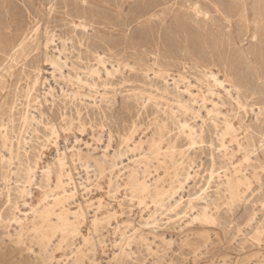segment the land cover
Returning a JSON list of instances; mask_svg holds the SVG:
<instances>
[{
    "label": "bare ground",
    "instance_id": "bare-ground-1",
    "mask_svg": "<svg viewBox=\"0 0 264 264\" xmlns=\"http://www.w3.org/2000/svg\"><path fill=\"white\" fill-rule=\"evenodd\" d=\"M113 1L115 3V0H113ZM203 1L209 2L213 6V12L216 15H218L224 21V23L227 24V26H228L229 29H231V26H232V23H233L232 17H234V16H232V14L234 12L235 13V16L237 18V23L239 25H241V27L245 30V32L249 33V15H248V10H247V5H246V1L247 0H230L231 1L230 4L231 5H234L233 6L234 11H232V8H228V9H226L227 12H224L225 9H222L223 7H221L219 4H216L215 3V0H211L212 3L209 0H194V2L191 5L189 4V5L186 6L187 9L184 11V15L186 17L190 18L192 20V22L195 24V26L198 25L199 23L206 24L207 22L212 21V17L209 14V10L206 9L207 7H206V5H205V3ZM230 1H227V2H230ZM0 2H2L3 5L6 4V0H2ZM14 2H16V1H14ZM66 2L68 4L70 1L69 2L66 1ZM158 2H160V1H158ZM162 2L164 4L168 3L167 1L165 2L164 0ZM186 3H188V1L186 2V1H181V0L178 1V0H176V3H174V4L175 5H180V4H185L186 5ZM255 3H256V6H257L256 7L257 10H260V9L264 8V0H255ZM81 4H83V3H81ZM77 5H78V3H77ZM145 6H146V4H144L143 7H145ZM159 6H160L159 4L158 5H155V3H153L152 7L150 5H148V7H150L151 10L154 9V8H157ZM66 9H67V7L64 6L63 16L61 15L63 18H60L59 19V21L61 22L60 23L61 25H59V23H58V25H56V24L53 25L52 24L54 22V20H55L54 19V15H55V12H56V8H55L54 4H51L50 7L48 8V10H46L47 13H48V17L46 16L47 18H46V20L44 19V21L41 18L38 19L36 16H34L35 18H33V21L30 22V23H28V24H23L22 22L18 23L15 20H13V22L12 23H9L6 26V28H5V30H6L5 31L6 32V37H4L3 39L0 40V264H59L60 262H63V261H61L60 258H58V253H60V252L63 253L64 260H65L66 252L62 250L63 249L62 248V245L64 243L68 242V240L70 238H73L72 241H74V239H75L74 237H77L79 235V230H78V227L76 225L75 220L77 221L78 218L84 219L83 216L85 214V213L84 214L82 213L80 206L77 205V204L75 206L78 207V210H79V213L80 214L78 212H74V211L71 212V205H74V203H75L74 201H76V200H74V198L76 196H75V189L73 188L74 186L70 188V185L72 183V177H71V173H70V169L71 168L70 169L68 168V162H67L68 159H72L73 160V158H74V159H76L79 162H80V160H82V161H84V163H88V165H90L91 167L92 166L94 167V172H97V175L100 176V177H103L105 175L106 171H108V170H109L110 173H112L114 171H117V172H120V173L121 172L125 173V175H126V182H127L126 184L129 186L131 193H133L138 198V200L141 203L145 199H149V200H151V202L154 205L157 206V205H159L164 200L165 197L171 196L172 193H173L172 197L174 196V192H172V193L170 192V191L173 190V188H171L172 190L170 189V191H167L168 189L165 191V189L160 188L161 187V184L164 183V179L166 178V176H168V171H170V170L167 171L166 159H168V162H170L172 164V167L175 170L174 180L171 182V184H174V185H172V186H175V184H177L178 187L180 188L179 190L181 191L182 188L184 186H186L185 184H187L188 181L191 179V176H193L192 174L185 173V172H183L184 174L181 173V175L178 173V170L182 166L183 160L184 159H187V158H185L187 156V154L184 155L185 153L183 151H180V149L178 150V147L176 146L178 144H175V141L176 140H178V139H180V138L183 137L184 139H186L189 142L190 148L191 147H194V146L197 148V146H199L201 144L203 145V143H205V141H207V140H205V138H207L206 137L207 135H209V134L210 135H213L214 137H216V139H217V141L219 143L218 145H219L220 155H222L223 157H226L227 155L228 156L229 155L230 156H233L234 153H239V152L251 153V154L257 152V150H256V144H255L256 141H255L254 138L256 136L259 137V135H261L264 132V120L263 121L262 120H256V118H253V119H255L256 122H255V129L252 130L251 129L252 128L251 126L248 127L247 124L246 125H243V122H240L239 127L235 126V127H237V128H235L234 125L228 119V113L231 111L232 108L236 107L235 110H241V111H244L245 113L247 112L246 110L248 108H250L249 111L253 112L252 107L256 106L257 103H258V101H260L261 99H263L262 100L263 101V103H262L263 105H262V107H258V109H257V112L258 113L257 114L258 115H263V118H264V80L261 79L262 77L259 78V77H256V75H254V78L256 77V83L254 82L255 84L253 85L249 80H247L246 78H244L243 73H242L243 76L241 75L239 77V75L241 74L240 73L241 70L239 72V75H236L230 68H228L229 66L228 67L227 66H224V68H222L223 69L222 71H214L213 70L214 69V65L211 64V61L209 62V60H210L209 58H208L209 59L208 62L210 64L207 61H205V60H199L200 58L199 59L196 58L193 54H191L189 52L188 49H185L183 52L177 50L179 52V57H176L174 54H171L170 56H166V57H163L162 56L163 58H161L158 54L153 53V57L151 59H147L146 61L139 60L137 62H133L131 65L129 63H125L123 65V64H121L119 62H116L115 65H114L113 63H109L108 61H106V59L104 57L103 51H101L98 47H91L86 42V40H88V38L86 36L88 35L89 31L90 32H94L95 31L93 29L92 24H90L88 21L86 23V21H85L86 19L84 18V16L81 13H80L81 16H75L74 15V18H73L71 16V14H70V12H71L70 10L71 9L69 11H67ZM76 9H78V8H76ZM92 9H93V7H92ZM101 9H103V8H101ZM35 10H36V8H35ZM120 10H122V9H120ZM77 11H79V10H77ZM81 11H84V8L83 7H81ZM31 12H32V10H31ZM98 12L100 13V11H98ZM142 12H143V8H142ZM37 13H39V12H37ZM74 13H76V12H74ZM144 13L146 14V12H144ZM29 14H31V13L29 12ZM162 14H164V12H161V15ZM19 15H21V14H19ZM176 16H177V13H176ZM128 17H129V15H128ZM154 17H158V15H156V14L150 15V18H154ZM184 19H185V17H184ZM116 21H118V20L116 19ZM216 21H217V19H216ZM149 22H150V20H149ZM159 22H161V21H159ZM99 23H100V21H99ZM101 24H102V22H101ZM222 26H224V25H222ZM121 28H123V27H121ZM238 28H240V27H238ZM1 29H2V27H1ZM196 29H197V27H196ZM260 29H262V28L260 27ZM209 30H210V28H209ZM217 30H219V29L217 28ZM13 32H15L16 34L15 35H12ZM96 32L97 33H100V31H98V30ZM160 32H162V31H160ZM198 32H199V28H198ZM261 32L263 33V31H261ZM131 33H132V31H131ZM165 34L166 33H164L163 35H165ZM171 34H173L172 31H171ZM144 35H145V33H144ZM204 35H206V34H204ZM166 36L167 35H165V37ZM168 37H170V36L168 35ZM194 37H193V39H194ZM253 37L255 38V35ZM111 38H110V40H111ZM108 39H109V37H108ZM154 39H155V37H154ZM170 39H173V38H170ZM195 39H197V38L195 37ZM221 39H223V37ZM105 40H106V38H105ZM228 41H226V42L228 43ZM184 42H186V40ZM195 42H196V40H195ZM233 42H234V40H233ZM97 43H99V42H97ZM108 43H109V41H108ZM171 43H172V41H171ZM217 43L218 42H216L215 44H217ZM198 44H199V42H198ZM164 45H166V44H164ZM75 46H77L78 48H83V51H84L83 53L85 54V57H83L82 54H80L79 52L77 53V56H74L73 52L76 51ZM141 46H142V44H141ZM218 46H220V45H218ZM128 47H129V45H128ZM172 47H171V49H173ZM182 47H184V46H182ZM201 47H203V46H201ZM205 48H206V46H205ZM212 48H213V46H212ZM131 49H132V47H131ZM175 49H174V51H175ZM233 49H235V46H234ZM155 51H157V50L155 49ZM238 51H237V53H238ZM235 52H236V50H235ZM206 53H204V54H206ZM216 53L217 52H215V54ZM256 55H258V54L256 53ZM148 56H149V54H148ZM207 56H205L204 59H206ZM225 56H227V55H225ZM242 57H243V55H242ZM41 58H42V60H44V67L45 68L40 71L39 64H38V66H36L37 74L35 75V78H34V80L32 82V85L30 86V84H31L30 83V84L26 85V88H24L23 86H22L23 88H21L19 86L20 82L23 80V78H27L28 77L26 75L27 73H26V69L25 68L29 64H32V63H35L36 64L39 61V59H41ZM216 58H217V56H216ZM216 58L214 57L215 60H216ZM84 59L86 60L85 65H84V62H83ZM131 59H132V57H131ZM243 59L245 60V62L247 63V65L250 66L251 61H252L251 58H250V56L248 57L247 55H245ZM186 60L188 61V63L186 62ZM91 61H92V64H90ZM40 62H41V60H40ZM21 63H22V65L20 66L19 64H21ZM236 63H239V62H236ZM242 63H243V61H242ZM18 65L21 67V69H20L21 71H18L19 73H18V75L16 74L17 75L16 76L15 75V71H14V67H16ZM34 65H33V67H34ZM82 65H84V67H81ZM80 70H82V71H80ZM42 72L47 76V78H45V77L42 76ZM16 73H17V71H16ZM262 73H264V72H262ZM254 78H253V80H254ZM41 79H44V81L42 83L43 84L45 83L46 85L50 81H52L54 83V86L48 84L47 90L43 93V97L44 98L42 96H40L41 98H43L42 99L43 100V103H48V101L50 102V107L51 108H53L55 106V104L57 102L56 101V98L59 99V102H61L63 108H67L66 105H69V104L70 105H74V102L75 101H78L79 103L80 102L84 103V105L87 108L89 107V106H87V104L88 105L92 104L93 106H97L96 103H94V102L86 103L85 104V101H86L85 96L84 95H81L78 92L79 90L78 91H73L70 88H69L70 89L69 90L68 89V85H71V86L72 85H76L77 88H79V89H81V88H84L85 89L86 88L88 93L94 92L96 94L97 98H98V100H94V101H99V103H100V105L97 106V109L100 110L102 112V114H103L102 115L103 116V119H102L103 120L102 121L103 125H105L104 124L105 122L106 123H109V122H107L109 119L106 117V114H105L106 112L103 113L102 108H101L102 107L101 104H103V103L106 104V105H104V107H105V109L107 111H108V109L111 108L112 105L113 106H114V104L116 105V103L118 102V98H119L118 96L121 93L118 94L117 93V89H113V85H114V83H119L120 86H119L118 91H120L123 88H128V91H126L127 94L125 93L126 95L125 96H122V99L124 98V100H125L127 98L129 101L130 100L133 101L132 103H134L135 104V107H137L138 110H140L142 113H143V111H146L149 108L152 109V111H153V117L151 119V122H152V125L154 127V129H153L154 130V133H151L152 135L148 139H142V136H141V138L139 137L138 140H135L134 137H133V135L135 133L134 130L133 129L132 130H129L128 133L126 132L127 134L123 135L122 137L119 136L120 148L118 150H115V149H113V146H112V132H111V130H109V131H107L108 132V136L106 135L107 136V140L105 141L104 146L103 147L100 146L102 148V152L101 153L95 152L96 151V147L94 148V144H93V141L96 142V140L94 139L95 133L94 134H90V136H91L90 137L91 138L90 141H92V142L89 143L87 141V132H86V129H85V125L84 124L78 122V127H77V131L78 132L76 131L74 133V129H73L74 127H73V124H72V121H71L72 119L70 118V120H67V118H65L66 116L63 117V115H65L66 113L65 114H62V118H61L62 125L59 127V129L53 123V121H54L53 115L50 112H49L50 113L49 116H45V114H44V108L41 107V103L40 104L38 103L37 97H36V95H34L37 87L40 84ZM13 84L15 85V87H14L15 88V92H14V94L12 96V99L10 100L9 99V95H8L9 92H7V90ZM43 84H41V85H43ZM125 84H128V86H125ZM20 90L23 91V93ZM145 92H148V93H145ZM40 93H41V91H40ZM8 100L10 102H8ZM90 100L91 99L89 98L88 101L90 102ZM124 100H123V102H124ZM128 100H126V101H128ZM31 101H35V103H37L34 106L35 108H33V107L30 106V105H32V104H30ZM88 101H86V102H88ZM129 101H128V103H129ZM33 104H34V102H33ZM44 105H46V104H44ZM79 105H81V103ZM83 108H84V106H83ZM121 109H122V107H121ZM83 110L86 111L85 109H83ZM92 110H94V109H92ZM73 112H74V110H73ZM77 112H78V115H77V118H78L79 115H80L79 114V110ZM135 112H136V110H135ZM74 114H76V113H74ZM92 114H93V112H92ZM109 114H110V112H109ZM252 114L254 115V113H252ZM257 114H255V115L258 116ZM84 115H86V113ZM133 115H135V114H133ZM82 118H84V116ZM74 119H75V116H74ZM87 119H88V117H87ZM91 119H92V117H91ZM77 121H80V119L78 118ZM131 122H133V121H131ZM102 123H100V124H102ZM118 123H120V122H118ZM137 123L139 124V122H137ZM253 123H254V120H253ZM144 125H145V123H144ZM169 125L175 127V129L177 131V134L176 135L172 134V135H174L173 138L171 137V131L172 130L171 131L169 130V127H168ZM139 129H140V127H139ZM90 130H93V129H90ZM101 131H103V130H101ZM135 131H136V129H135ZM99 133H98V135H99ZM137 133H135V135ZM122 134H123V132H122ZM38 135L39 136L41 135L42 141L41 142L37 141V142H39V143H37L38 146L34 147L33 144L31 145V143H33V141H34L33 139L40 140V138L38 137ZM61 135H63V136L72 135L73 145L71 144V146H70V145L65 144V142H64V145L61 146L60 145L61 143H59L60 137H62ZM137 135H139V134H137ZM146 136H148V135H146ZM261 138H263V136ZM99 139H100V137H99ZM173 139H175V140H173ZM164 142L167 143V147L166 148H164L165 146L162 147V144ZM177 142H180V141H177ZM97 143H98V140H97ZM113 143H114V141H113ZM258 143L260 144V145H258L259 146V149H260L258 151H260L262 154H264V138L261 141L258 140ZM182 144H183V142H182ZM205 146H208V145H205ZM231 146H232V148H230ZM215 148H216V146H215ZM208 149H210V147ZM100 150H98V151H100ZM91 152L93 154H91ZM188 152H189V150H188ZM206 152H205V154H206ZM128 153H130L131 157H128L127 158L126 154H128ZM210 155H211V153H210ZM125 156H126V159H125L126 160V163L124 164L123 157L125 158ZM177 156L179 157V159H177ZM237 156H238V154H237ZM216 157H217V154H216L215 158ZM230 158H233V157H230ZM42 159H44V160H42ZM194 159H195V157H194ZM211 159H213V158H211ZM243 159H245V158L243 157ZM152 160H154L156 162V164L160 168L163 169L162 176L157 175L155 177H152L151 176L152 174L150 173L151 175L148 174V176L150 175L151 177H148L147 178L146 175L149 172L148 170L151 167V161ZM180 160H182V161H180ZM247 160L248 159L245 160L246 161L245 164L247 163ZM189 161H192V160L189 159ZM72 162L73 161H71V163ZM76 163H78V162H76ZM203 163H204V161H203ZM224 163H226V162H224ZM240 163L242 164V162H240ZM256 164H257V162H256ZM73 165H75V164L72 163V166ZM203 165H205V164H203ZM80 166H82V165H80ZM210 166H212V164ZM73 167L75 169V166H73ZM203 167H205V166H203ZM201 168H199V169H201ZM233 168H235V167H233ZM257 168H259V167H257ZM216 169H214V170L216 171ZM89 170L91 172V169L90 168H89ZM89 170H87V171L89 172ZM195 170H197V169H195ZM182 171H185V170H182ZM189 171H191V170H189ZM241 171H243V168H242V170L240 169V171H235V173L232 174V175L223 174L222 180H220L218 183L215 181L217 183V186H216L217 187L216 188L217 191L216 192L218 194H220V193H223V194L226 193V195H229L230 201L231 200H234V201L235 200H240L242 198V196H243V193H244V191L242 192V190L243 189H247L249 187V179L244 174L245 172L242 173ZM82 172H80V173H82ZM88 172H86V173H88ZM223 172H224V170H223ZM207 174H209V173H207ZM248 174H249V172H248ZM208 178H209V176H208ZM220 178H221V176H220ZM81 179H83V178H81ZM200 181H201V178H200ZM209 181H211V180H209ZM88 182H90V181H88ZM88 182H87V184H88ZM198 182L199 181H197V183ZM215 182H214V184H215ZM258 182L259 181H257V183ZM111 183L113 184V182H111ZM101 184H99V185H101ZM118 184H120V183H118ZM77 185H78V182H77ZM88 185H90V184H88ZM108 185H110V184H108ZM113 185H115V184H113ZM261 185H263V184L261 183ZM81 186H83V183H82ZM194 186L196 187V185H194ZM207 186H208V183H207ZM207 186H205V188ZM250 186H252V185H250ZM114 187H116V186H114ZM122 187H124V186H122ZM188 187H190V185ZM197 188H198V186H197ZM262 188H263V186H262ZM95 189H97V188H95ZM98 189H100V188H98ZM179 190H175V191L177 192ZM206 190H204V191H206ZM247 190H250V189H247ZM98 191H101V190H98ZM198 191H200V190H198ZM204 191H201V192H204ZM93 192L94 191H92V194H93ZM127 192H128V189H127ZM176 192H175V195H176ZM84 193L85 194H83V195H86V192H84ZM190 193H191V191H190ZM248 193H249V191H248ZM107 194H109V193L107 192L106 195ZM113 194H115V193H113ZM120 195H122V194L120 193ZM181 195H179L177 197L176 201H174V203L176 204V207H177V205L181 204V202H183V196H181ZM211 196H213V195H211ZM245 196L247 197V194ZM175 197L176 196H174V199H175ZM111 198H112V195H111ZM222 198H224V196ZM255 198L257 199V196ZM128 199L131 200V197L128 198ZM170 199H172V198L170 197ZM209 199H208V201H209ZM250 199L248 198V201ZM226 200H228V199H226ZM101 201H102V199H101ZM218 201H220V200H218ZM258 201H260V200H258ZM94 202H90V203H94ZM118 202H120V201H118ZM171 202H172V200H171ZM235 202H237V201H235ZM240 202H241V200H240ZM101 203L100 202L97 203L96 204V207L93 205V207H95V208L93 209V212H92V215H91L92 216V219H91V227H90L91 231H90V233L92 232L94 235L95 234L98 235V231H99L100 225L102 224L100 222V220H98V218H97L98 212L99 211H102L101 210L102 209ZM136 203H137V200H136ZM208 204H210V202ZM208 204H207V202H206L205 205L203 204L204 207H201L199 211L197 210L199 208L196 207L197 208L196 209L197 210V215L195 214L196 215L195 218L193 217L194 218V221L195 220L196 221L199 220L201 223H204L206 225H212V224L215 223V217L218 215V212H219L218 208H220L218 205L220 203L218 205H216L215 202H214V204H213L214 205V211H213L214 213L213 212L212 213L209 212L208 207L210 205L208 206ZM223 204H224V202H223ZM249 204L250 203H248V205ZM84 205H87V204H84ZM90 205H89V207H90ZM112 205H115V204H112ZM145 205H147V204H145ZM203 205L201 204V206H203ZM139 206H141V205H139ZM184 206H187L188 208H191L193 210L192 202L189 199H188L186 205H184ZM183 207H182V211H183ZM254 207H255V203H254ZM261 207H262V205H261ZM119 208H121V207H119ZM150 208H151V206H150ZM166 208H167V206H166ZM174 208H175V206H174ZM230 208H229V211H230ZM259 208H260V206H259ZM161 209H163V208H161ZM261 209H263V208H261ZM116 210L114 209V210H112L110 212H114ZM126 210H131V209L129 208V209H126ZM157 210H158V208H157ZM172 210H174V209H172ZM150 211H152V210H150ZM161 211L162 210H160V212ZM235 211H234V213H235ZM243 211H245V210H243ZM247 211H248V209H247ZM160 212H159V214L158 213L157 214L158 215H162V214H160ZM143 213H145V212H143ZM153 213H155V212H153ZM192 213H193V211H192ZM192 213H191V215H193ZM116 214L118 215L119 213H116ZM230 214H231V212H230ZM131 215H132V213H131ZM149 215H151V214H149ZM158 215H157V217H158ZM189 215H190V211H189ZM224 215H225V213H224ZM112 216H113V213H112V215H110L108 213V216L107 217L105 216L106 218L104 219V223L103 224H105V222H106V224L108 226H111L110 223H109V221H110V218ZM114 216H115V214H114ZM255 216H256V214L254 215V217ZM113 217H112V219H113ZM139 217H140V215H139ZM86 218H87V216H86ZM158 218H160V217H158ZM132 219H133V217H132ZM141 219H143V218H141ZM145 219H147V218H145ZM249 219H250V217H249ZM168 220H169V218H168ZM147 221H148V219H147ZM157 221H161V220H157ZM192 221L193 220H191L190 222H192ZM226 221H228V220H226ZM242 221H244V220H242ZM115 222H117V221H115ZM171 222H172V220H171ZM180 222H182V221H180ZM190 222H188V223L185 222V223L187 225ZM161 223H163V222H161ZM228 223H224V224H228ZM119 225H117V226H119ZM121 225H122V223H121ZM151 225L154 226L153 224H151ZM159 225H162V224H160V222H159ZM165 225L167 226V223ZM179 225L181 226V224H179ZM189 225H192V223L189 224ZM194 225H195V223H194ZM240 225H241V223H240ZM125 226H128L129 227L130 225H128V223H127V225L125 224ZM119 227H114L115 231ZM152 228H154V227H152ZM178 228H179V226H178ZM180 228H182V227H180ZM134 229H136V228H134ZM166 229H169V228H166ZM235 229H236V227H235ZM112 230H111V232H112ZM126 230H128V229H126ZM85 231L87 232L88 230H85ZM257 231H259V230H257ZM103 232H104V230H103ZM154 232H156V230ZM173 232H175V231L173 230ZM178 232H180V231H178ZM87 233H89V232H87ZM132 233H135V232H132ZM132 233H130V234H132ZM262 233H263V231H262ZM114 234H115V232H114ZM114 234L112 233V235H114ZM136 234L138 235L137 232H136ZM142 234H141V236H142ZM236 234H238V232ZM108 235H110V234H108ZM127 235L129 236V232H128ZM146 235H147V233H146ZM103 237H104V235H102V238ZM114 237H113V239H114ZM138 237H140V236H138ZM80 238H81V245L82 244L85 245L88 240L91 242L90 239L87 240L88 237H86V238L80 237ZM102 238H101V240H102ZM125 238L127 239V237H125ZM117 239H119V238H117ZM169 239H168V241H169ZM233 239H235V238H233ZM249 239H251V238H249ZM120 240H121V238H120ZM223 240H224V238H223ZM168 241H166V242H168ZM77 242H79V241H77ZM128 242L131 243V241H128L127 240L126 244ZM152 242H154V241H152ZM160 242H165V241L164 240L163 241L160 240ZM252 242H253V240H252ZM258 242H256V240H255V243H258ZM92 243H94V242H92ZM143 243H146V242H143ZM175 243L176 242H174V244ZM98 244H100V243H98ZM153 244H151V245L153 246ZM171 244H173V243H171ZM224 244H225V242H224ZM237 244H238V242H237ZM81 245L79 246L80 248L83 247ZM119 245L121 246L122 244H119ZM167 245H168V243H167ZM167 245L165 247H168L169 246V245L168 246ZM96 246H97V244H96ZM108 246H107V248H108ZM131 246H132V244H131ZM201 246H202V244H201ZM117 247H118V245H117ZM231 247H233V246H231ZM80 248H78V247L75 248L74 247L73 250L69 251L70 252V254H69L70 255L69 256L70 258H68V257L67 258H68V260L69 259L72 260V264H83L84 261H82V258H84L85 256L83 257L84 254H82ZM131 248H130V250H131ZM119 249H120V247H119ZM144 249L147 250V247L144 248ZM133 250H134V248H133ZM239 251H241V250H239ZM111 252H113V251H111ZM123 253L125 254V250H122V249L119 250V253L118 254L115 252V254H117V255H114L115 256V259H116V256H118V257L123 256ZM147 253H148V251H147ZM153 253H156V252H153ZM87 254H89V253H87ZM106 254H108V253H106ZM106 254H104L105 257L107 256ZM129 254L130 253H128V255ZM195 254H196V252L194 253V255ZM90 255H92V254H90ZM260 255H261V253H260ZM124 257H125V255H124ZM133 257H134V255H133ZM164 258H166V257H164ZM167 259H168V257H167ZM260 259H262V258H260ZM255 260H256V258H255ZM255 260H253V261H255ZM108 261H110V260H108ZM113 261H114V259H113ZM141 261H143V260H141ZM104 262H106V260ZM115 262H116V260H115ZM170 262H172V261H170ZM92 263L95 264L96 262H92ZM108 263L111 264V262H108ZM143 263H144V261H143ZM148 263H149V261H148ZM116 264H118V263H116Z\"/></svg>",
    "mask_w": 264,
    "mask_h": 264
},
{
    "label": "rangeland",
    "instance_id": "rangeland-1",
    "mask_svg": "<svg viewBox=\"0 0 264 264\" xmlns=\"http://www.w3.org/2000/svg\"><path fill=\"white\" fill-rule=\"evenodd\" d=\"M2 1V0H0ZM16 1V2H14ZM23 1V2H22ZM37 1V2H36ZM59 1V2H58ZM66 1H70L68 4ZM86 1V2H85ZM120 1V2H119ZM122 1V2H121ZM160 1V2H158ZM163 0H115V3L113 0H6V4L3 5L2 2H0V40L3 39L4 37H6V26L9 23H12L13 20H15L16 22L20 23L22 22L23 24H28L30 22L33 21V18H35L34 16H36L38 19H42L44 21V19L46 20V18L48 17V13L46 10H48V8L50 7L51 4H54L55 8H56V12L54 15V22L52 23L53 25L56 24L61 25L59 19L63 18V11H64V6L67 7V11H69L70 9V14L71 16L74 18L75 16H81V14L84 16V18L86 19V23L87 21L92 24L93 29L95 30L94 32H90L88 33V35L86 36L88 38V40H86V42L91 46V47H98L101 51H103L104 53V57L106 59V61H108L109 63H113L115 65L116 62H119L121 64H125V63H129L130 65L133 62H137L139 60L142 61H146L147 59H151L153 57V53L158 54L161 58L166 57V56H170L171 54H174L176 57H179V52L178 51H184L185 49H188L189 52L191 54H193L196 58H200L199 60H205L208 62L211 61V64L214 65V71H222L224 68V66H229L228 68H230L236 75H239V72L241 70V74L239 75V77L242 75H244V78H246L247 80H249L253 85L256 83V77L261 78L262 80H264V8L257 10L256 9V3L255 0H247L246 1V5H247V10H248V15H249V33L245 32V30L241 27V25H239L237 23V18L235 16V13L233 12L232 16V26L231 29L228 28L227 24L224 23V21L213 12V6L209 3V2H205L206 5V9L209 10V14L212 17V21L207 22L206 24L203 23H199L198 25L195 26V24L192 22V20L188 17H186L184 15V11L187 9V5H191L194 0H181V1H188V3L185 4H180V5H175L174 3H176V0H164L165 2L167 1L168 3L164 4L162 2ZM180 1V0H178ZM211 3L212 1L209 0ZM222 3H221V2ZM215 0L216 4H219L221 7H223L222 9H225L224 12H227L226 9L228 8H232V11H234L233 6L231 5V1L230 0ZM230 1V2H227ZM76 2V3H75ZM162 2V3H161ZM253 2V3H252ZM48 5H47V4ZM78 3V5H77ZM83 3V4H81ZM153 3H155V5H160L157 8L154 9H150V7H148V5H150L152 7ZM214 3V2H213ZM252 3V4H251ZM13 4V5H12ZM20 4V5H19ZM80 4V5H79ZM88 4V5H87ZM144 4H146V8L143 7ZM164 4V5H163ZM170 4V5H169ZM27 5V6H26ZM29 5V6H28ZM64 5V6H63ZM74 5V6H73ZM128 5V6H127ZM224 5V6H223ZM23 6V7H22ZM41 6V7H40ZM49 6V7H48ZM80 6V7H79ZM88 6V7H87ZM117 6V7H116ZM210 6V7H209ZM212 6V7H211ZM29 7V8H28ZM59 7V8H58ZM81 7L84 8V11H81ZM93 7V9H92ZM100 9H99V8ZM138 7V8H137ZM166 7V8H165ZM170 7V8H169ZM225 7V8H224ZM227 7V8H226ZM3 8V9H2ZM24 8V9H23ZM36 8V10H35ZM74 8V9H73ZM78 8V9H76ZM103 8V9H101ZM142 8H143V12H142ZM160 8V9H159ZM251 8V9H250ZM39 9V10H38ZM97 9V10H96ZM122 9V10H120ZM181 11H180V10ZM21 10V11H20ZM32 10V12H31ZM38 10V11H37ZM79 10V11H77ZM111 10V11H110ZM151 10V11H150ZM100 11V13L98 12ZM169 11V12H168ZM21 12V13H20ZM26 12V13H25ZM29 12L31 14H29ZM39 12V13H37ZM76 12V13H74ZM90 12V13H89ZM95 12V13H94ZM103 12V13H102ZM113 12V13H112ZM140 12V13H139ZM142 12V13H141ZM146 12V14L144 13ZM149 12V13H148ZM161 12H164V14L161 15ZM183 14H181V13ZM2 13V14H1ZM4 13V14H3ZM12 13V14H11ZM23 13V14H22ZM81 13V14H80ZM130 13V14H129ZM171 13V14H170ZM177 13V16H176ZM253 13V14H252ZM21 14V15H19ZM26 14V15H25ZM36 14V15H35ZM59 14V15H58ZM73 14V15H72ZM91 14V15H90ZM105 14V15H104ZM156 14L158 15V17H154V18H150V15ZM8 15V16H7ZM24 17H23V16ZM62 15V16H61ZM129 15V17H128ZM258 15V16H257ZM5 16V17H4ZM20 16V17H19ZM30 16V17H29ZM47 16V17H46ZM126 16V17H125ZM4 19H3V18ZM26 17V18H25ZM142 17V18H141ZM165 19H164V18ZM185 17V19H184ZM259 17V18H258ZM9 18V19H8ZM15 18V19H14ZM31 18V19H30ZM3 19V20H2ZM89 19V20H88ZM116 19L119 21H116ZM158 19V20H157ZM178 19V20H177ZM217 19V21H216ZM6 20V21H5ZM100 23H99V21ZM150 20V22H149ZM154 20V21H153ZM170 20V21H169ZM174 20V21H173ZM185 20V21H184ZM188 22H187V21ZM220 20V21H219ZM114 21V22H113ZM145 21V22H144ZM152 21V22H151ZM161 21V22H159ZM179 21V22H178ZM184 21V22H183ZM190 21V22H189ZM98 22V23H97ZM102 22V24H101ZM148 24H147V23ZM170 22V23H169ZM183 22V23H182ZM186 22V23H185ZM123 23V24H122ZM145 23V24H144ZM151 23V24H150ZM155 25H154V24ZM181 23V24H180ZM223 23V24H222ZM6 24V25H5ZM144 24V25H143ZM147 24V25H146ZM153 24V25H152ZM159 26H158V25ZM164 24V25H163ZM189 24V25H188ZM212 24V25H211ZM3 25V26H2ZM140 25V26H139ZM173 27H172V26ZM179 27H178V26ZM181 25V26H180ZM204 25V26H203ZM224 25V26H222ZM255 25V26H254ZM5 26V27H4ZM149 26V27H148ZM165 26V27H164ZM169 26V27H168ZM175 26V27H174ZM187 28H186V27ZM191 26V27H190ZM202 26V27H201ZM210 26V27H209ZM227 26V27H226ZM2 27V29H1ZM103 29H102V28ZM123 27V28H121ZM143 27V28H142ZM161 27V28H160ZM190 27V28H189ZM197 27V29H196ZM222 27V28H221ZM240 27V28H238ZM260 27L262 29H260ZM125 28V29H124ZM134 28V29H133ZM147 28V29H146ZM149 28V29H148ZM160 28V29H159ZM165 28V29H164ZM175 28V29H174ZM194 28V29H193ZM198 28H199V32H198ZM203 28V29H202ZM205 28V29H204ZM210 28V30H209ZM217 28L219 30H217ZM237 28V29H236ZM115 29V30H114ZM128 29V30H127ZM223 29V30H222ZM241 29V30H240ZM100 31V33H97L96 31ZM143 30V31H142ZM152 30V31H151ZM154 30V31H153ZM157 30V31H156ZM164 30V31H163ZM181 30V31H180ZM189 30V31H188ZM194 30V31H193ZM257 30V31H256ZM4 31V32H3ZM132 31V33H131ZM149 31V32H148ZM162 31V32H160ZM169 31V32H168ZM171 31L173 34H171ZM188 31V32H187ZM225 31V32H224ZM263 31V33L261 32ZM128 34H127V33ZM155 32V33H154ZM180 32V33H179ZM231 34H229V33ZM145 33V35H144ZM149 33V34H148ZM154 33V34H153ZM164 33H166L165 35H167L165 37V35H163ZM184 33V34H183ZM199 33V34H198ZM206 35H204V34ZM228 33V34H227ZM16 33L13 32L12 35H15ZM94 34V35H93ZM121 34V35H120ZM132 34V35H131ZM135 34V35H134ZM182 34V35H181ZM193 34V35H192ZM223 34V35H222ZM93 35V36H92ZM120 35V36H119ZM138 35V36H137ZM159 37H158V36ZM168 35L170 37H168ZM177 35V36H176ZM182 37H181V36ZM186 37H185V36ZM202 35V36H201ZM209 35V36H208ZM214 35V36H213ZM252 35V36H251ZM255 35V38L253 37ZM258 37H257V36ZM98 38H97V37ZM117 36V37H116ZM126 36V37H125ZM129 36V37H128ZM184 36V37H183ZM197 39H195V37ZM221 36V37H220ZM231 36V37H230ZM109 37V39H108ZM112 37V38H111ZM155 37V39H154ZM181 37V38H180ZM188 37V38H187ZM191 37V38H190ZM194 37V39H193ZM223 37V39H221ZM228 37V38H227ZM106 38V40H105ZM111 38V40H110ZM150 40H149V39ZM164 38V39H163ZM173 38V39H170ZM186 38V39H185ZM190 38V39H189ZM208 38V39H207ZM220 38V39H219ZM252 38V39H251ZM108 39V40H107ZM123 39V40H122ZM126 39V40H125ZM162 39V40H161ZM186 42H184L185 40ZM245 39V40H244ZM259 39V40H258ZM100 40V41H99ZM113 40V41H112ZM122 40V41H121ZM165 40V41H164ZM169 40V41H168ZM179 40V41H178ZM196 40V42H195ZM198 40V41H197ZM229 40V41H228ZM234 40V42H233ZM249 40V41H248ZM251 40V41H250ZM106 41V42H105ZM109 41V43H108ZM160 41V42H159ZM172 41V43H171ZM207 41V42H206ZM212 41V42H211ZM228 41V43L226 42ZM93 42V43H92ZM99 42V43H97ZM120 42V43H119ZM126 42V43H125ZM129 42V43H128ZM168 42V43H167ZM180 42V43H179ZM199 42V44H198ZM201 42V43H200ZM216 42H218L217 44H215ZM226 42V43H225ZM102 43V44H101ZM170 43V44H169ZM183 43V44H182ZM232 43V44H231ZM235 43V44H234ZM142 44V46H141ZM161 44V45H160ZM166 44V45H164ZM202 44V45H201ZM260 44V45H259ZM102 45V46H101ZM117 47H116V46ZM129 45V47H128ZM156 47H155V46ZM176 45V46H175ZM206 48H205V46ZM220 45V46H218ZM228 45V46H227ZM235 46V49L234 46ZM104 46V47H103ZM139 46V47H138ZM173 46V47H172ZM184 46V47H182ZM203 46V47H201ZM213 46V48H212ZM237 46V47H236ZM132 47V49H131ZM171 47L173 49H171ZM220 47V48H219ZM226 49H225V48ZM106 48V49H105ZM152 48V49H151ZM164 48V49H163ZM176 48V49H175ZM193 48V49H192ZM210 48V49H209ZM232 48V49H231ZM248 48V49H247ZM76 51L73 52L74 56H77V53L79 52L80 54H82L83 57H85V54L83 53V48H78L77 46H75ZM155 49L157 51H155ZM163 49V50H162ZM175 49V51H174ZM182 49V50H181ZM167 50V51H166ZM178 50V51H177ZM191 50V51H190ZM202 50V51H201ZM216 50V51H215ZM236 50V52H235ZM239 50V51H238ZM201 53H200V52ZM226 51V52H225ZM238 51V53H237ZM133 52V53H132ZM207 52V53H206ZM215 52H217L215 54ZM242 52V53H241ZM141 53V54H140ZM161 53V54H160ZM203 53V54H202ZM206 53V54H204ZM213 53V54H212ZM222 53V54H221ZM226 53V54H225ZM231 55H230V54ZM256 53L258 55H256ZM109 54V55H108ZM128 54V55H127ZM132 54V55H131ZM149 54V56H148ZM243 57H242V55ZM123 55V56H122ZM178 55V56H177ZM206 59L205 58V56ZM215 55V56H214ZM223 55V56H222ZM227 55V56H225ZM237 55V56H236ZM241 55V56H240ZM247 55L248 57L250 56L251 58V64L250 66L247 65V63L245 62V60L243 59L244 56ZM254 55V56H253ZM125 56V57H124ZM145 56V57H144ZM151 56V57H150ZM163 56V57H162ZM217 56V58H216ZM258 56V57H257ZM132 57V59H131ZM144 57V58H143ZM149 57V58H148ZM211 57V58H210ZM214 57L216 58V60L214 59ZM220 57V58H219ZM227 57V58H226ZM261 57V58H260ZM116 58V59H115ZM122 58V59H121ZM134 58V59H133ZM202 58V59H201ZM209 58V59H208ZM239 58V59H238ZM241 58V59H240ZM212 59V60H211ZM230 59V60H229ZM243 59V60H242ZM41 60V62H40ZM233 60V61H232ZM239 60V61H238ZM43 61V62H42ZM112 61V62H111ZM220 61V62H219ZM224 61V62H223ZM239 63H236V62ZM243 61V63H242ZM256 61V62H255ZM258 61V62H257ZM84 65L86 60H83ZM186 62L188 63V61L186 60ZM208 62V63H209ZM232 62V63H231ZM228 63V64H227ZM230 63V64H229ZM246 63V64H245ZM262 63V64H261ZM35 63L29 64L25 69H26V75L28 76L27 78H23V80L20 82L19 86L21 88H26V85L30 84V86L32 85V82L35 78V75L37 74V70H36V66H38L39 64V68L40 71L42 69H44V60L39 59V61L34 65ZM41 64V65H40ZM90 64H92V61L90 62ZM210 64V63H209ZM220 64V65H219ZM235 64V65H234ZM241 66H240V65ZM20 66L22 65L19 64ZM16 66L14 67V71H15V75H18V71H21V67L20 66ZM34 65V67H33ZM84 65H82L81 67H84ZM247 65V66H246ZM254 65V66H253ZM221 66V67H220ZM238 66V67H237ZM33 67V68H32ZM242 67V68H241ZM258 67V68H257ZM35 68V69H34ZM244 68V69H243ZM235 69V70H234ZM246 69V70H245ZM250 69V70H249ZM30 70V71H29ZM83 70V69H82ZM80 70V71H82ZM248 70V71H247ZM17 71V73H16ZM237 72V73H236ZM246 72V73H245ZM255 73V74H254ZM260 73V74H259ZM251 74V75H250ZM263 76H262V75ZM16 75V76H17ZM33 75V76H32ZM242 75V76H243ZM250 75V76H249ZM253 75V76H252ZM254 75H256V77L254 78ZM42 76L47 78V76L42 72ZM246 76V77H245ZM33 78V79H32ZM254 78V80H253ZM27 79V80H26ZM49 80V79H48ZM44 81V79H41L39 86L37 87L34 95H36L37 97V101L40 104L41 103V107L44 108V114L45 116H49V114L51 113L53 115V123L55 124V126L59 127L62 125V114L63 117L67 118V120H70V118L72 119V124H73V129H74V133L77 131V127H78V122L82 123L85 125V129L87 132V141L89 143H91L92 141H90V134H94V139L96 140L93 141L94 144V148L96 147V151L95 152H102V148L104 146L105 141L107 140V136H108V132L109 130H111L112 132V146L113 149L118 150L120 148V140H119V136L122 137L123 135L127 134L129 132V130H134L135 133L139 134V135H133L135 140H138V138L142 136V139H148L151 137V133H154V127L152 125L151 119L153 117V111L152 109H147L146 111H143V113L138 110L137 107H135V104L132 103L133 101H129L127 98L124 100V98L122 99V96H125L127 94L126 91H128V88H123L120 91H118L119 89V83H114L113 85V89H117V93H121L119 94V98H118V102L116 103V105L114 104V106L112 105L110 109H108V111L105 109L104 105L106 104H101V108L103 113L106 114V117L109 119L107 122L109 123H104L105 125H103L102 123V119H103V114L100 110L97 109V106L100 105L99 101H94V100H98L96 94L94 92H87V89L85 90L84 88H77L76 85H68V89L70 88L73 91H78L81 95L85 96L86 101L89 100V98L91 99L90 102H86V103H91L94 102L96 103L97 106H93L92 104L87 106H91L89 110L84 103L80 102L81 105H79L80 103L78 101L74 102V105H66L67 108H63L61 102H59V99L56 98V104L53 108L50 107V102L48 101V103H43V93L47 90V86L52 85L54 86V83L52 81H50L47 85L44 83H42ZM255 82V83H254ZM25 84V85H24ZM43 84V85H41ZM118 84V85H117ZM23 86V87H22ZM43 86V87H42ZM125 86H128V84H125ZM15 85L13 84L8 90L7 92H9V99H12V96L15 92ZM41 87V88H40ZM76 87V88H75ZM115 87V88H114ZM69 89V90H70ZM14 90V91H13ZM43 90V91H42ZM124 90V91H123ZM21 91V90H20ZM41 91V93H40ZM83 91V92H82ZM23 93V91H21ZM109 93V92H108ZM126 93V94H125ZM148 93V92H145ZM41 94V95H40ZM92 94V95H91ZM40 96H42L43 98H41ZM95 96V97H94ZM88 97V98H87ZM121 97V98H120ZM94 98V99H93ZM58 99V100H57ZM41 100V101H40ZM124 100V102H123ZM128 100V101H126ZM263 99H261L260 101H258L257 105L252 107L253 112L249 111L250 108H248L246 111V113L244 111L241 110H235L236 107L232 108L231 111L228 113V119L229 121L235 126L239 127L240 122H243V125H246L249 127L251 126L252 130L255 129V119L256 120H264L263 115H258L257 113V109L258 107H262V101ZM8 102H10L8 100ZM34 102V104H33ZM98 102V103H97ZM31 107L35 108L34 106L37 104L35 103V101H31L30 102ZM46 104V105H44ZM76 104V105H75ZM83 104V105H82ZM129 104V105H128ZM134 104V105H133ZM121 105V106H120ZM45 106V107H44ZM47 106V107H46ZM84 106V108H83ZM120 106V107H119ZM134 106V107H133ZM74 107V108H73ZM122 107V109H121ZM124 107V108H123ZM85 109L86 111H84L83 109ZM67 109V110H66ZM94 109V110H92ZM34 110V109H33ZM56 110V111H55ZM66 110V111H65ZM74 110V112H73ZM79 110V119L80 121H77V115H78V111ZM96 110V111H95ZM136 110V112H135ZM65 111V112H64ZM70 111V112H69ZM99 111V112H98ZM128 113H127V112ZM132 111V112H131ZM50 112V113H49ZM93 112V114H92ZM97 114H96V113ZM108 112V113H107ZM110 112V114H109ZM146 112V113H145ZM151 112V113H150ZM48 113V114H47ZM71 113V114H70ZM76 113V114H74ZM82 113V114H81ZM86 113V115L84 114ZM140 113V114H139ZM145 113V114H144ZM232 113V114H231ZM235 113V114H234ZM237 113V114H236ZM245 113V114H244ZM254 113V115L252 114ZM74 114V115H73ZM96 114V115H95ZM99 114V115H98ZM135 114V115H133ZM151 114V115H150ZM230 114V115H229ZM243 114V115H242ZM255 114H257L258 116H256ZM56 115V116H55ZM71 115V116H70ZM139 115V116H138ZM75 116V119H74ZM84 116V118H82ZM92 119H91V117ZM115 116V117H114ZM145 116V117H144ZM240 116V117H239ZM246 116V117H245ZM86 117V118H85ZM88 117V119H87ZM95 117V118H94ZM100 117V118H99ZM102 117V118H101ZM140 117V118H139ZM242 118V119H241ZM261 118V119H260ZM263 118V119H262ZM88 121H87V120ZM254 123H253V120ZM60 120V121H59ZM90 120V121H89ZM94 120V121H93ZM116 120V121H115ZM122 120V121H121ZM130 120V121H129ZM147 120V121H146ZM59 121V122H58ZM133 121V122H131ZM142 121V122H141ZM149 121V122H148ZM245 121V122H244ZM90 124H89V123ZM97 124H96V123ZM102 124H100V123ZM113 122V123H112ZM120 122V123H118ZM139 122V124L137 123ZM148 122V123H147ZM75 123V124H74ZM133 123V124H132ZM136 123V124H135ZM145 123V125H144ZM253 123V124H252ZM17 124V123H16ZM99 124V125H98ZM108 124V125H107ZM132 124V125H131ZM151 124V125H150ZM252 124V125H251ZM94 125V126H93ZM102 125V126H101ZM111 125V126H110ZM113 125V126H112ZM119 125V126H118ZM254 125V126H253ZM89 128H88V127ZM134 127V128H133ZM136 127V128H135ZM140 127V129H139ZM149 127V128H148ZM151 127V128H150ZM169 130L171 131V137L173 138L174 135L177 134V131L175 129V127L173 126H168ZM235 127V128H237ZM98 128V129H97ZM102 128V129H101ZM117 128V129H116ZM93 129V130H90ZM136 129V131H135ZM146 129V130H145ZM250 129V130H251ZM103 130V131H101ZM89 131V132H88ZM101 131V132H100ZM150 131V132H149ZM78 132V131H77ZM100 132V133H99ZM123 132V134H122ZM127 132V133H126ZM174 132V133H173ZM99 133V135H98ZM78 134V133H77ZM102 134V135H101ZM104 134V135H103ZM116 134V135H115ZM174 134V135H172ZM107 135V136H106ZM148 135V136H146ZM60 137L59 143H61L60 145H73V139H72V135L69 136H63ZM137 136V137H136ZM146 136V137H145ZM263 136L264 138V132L259 135V137H255V144H256V150L257 152L255 153H243V152H239V153H234L233 156H226L223 157L222 155H220L219 152V143L216 139V137H214L213 135H207L205 138V143H203V145H199L197 146V148L191 147L190 148V144L189 142L184 139L183 137L176 140L175 144L178 147V150L180 149V151H183L187 156L182 162V166L181 168L178 170V173L181 175L185 173H189L192 174L193 176H191V179L188 181V185L185 184L186 186H184L182 188V190L180 191L179 187L177 184H175V186H172L174 184H171V182L174 180V174H175V170L172 167V164L170 162H168V159H166V167H167V171H168V176H166V178L164 179V183L161 184L160 188L165 189V191H170L171 188H173L172 191H170L171 193L174 192V196L172 197L173 193L171 196H167L164 198V200L159 204V205H154L151 200L149 199H145L142 203L138 200V198L131 193L129 186L126 184V175L123 172H117L114 171L112 173L108 171H106L105 175L103 177H100L97 175V172H94V167L88 165V163H84V161L80 160L77 161L76 159L73 158L72 159H68V168L70 169V173H71V177H72V183L70 185V188L73 187L75 189V198L74 201V205H71V212H78V207L75 206L76 204L80 206L82 213L84 214V219L78 218L76 222V225L78 227L79 230V237H74V241L73 238H70L68 240V242L64 243L62 245V250L66 252V256H65V260H64V256L63 253L60 252L58 253V258L61 259V261L59 264H72V260L68 258H70L69 254L71 250H73V248H80L79 246L81 245V238H87L91 240V242L87 241V243L85 245H81L83 247L80 248L83 257L82 261L83 264H94L92 262H96L95 264H109L108 262H111V264H264V154H262L259 149L260 145L258 143V140L261 141L263 138H261ZM38 137L40 138V140H35L33 139V143H31V145L33 144L34 147L38 146L37 143L41 142V135ZM100 137V139H99ZM102 137V138H101ZM210 138V139H209ZM261 138V139H260ZM103 139V140H102ZM98 140V143H97ZM175 140V139H173ZM39 141V142H37ZM69 143H68V142ZM100 141V142H99ZM103 141V142H102ZM114 141V143H113ZM180 141V142H177ZM214 141V142H213ZM183 142V144H182ZM207 142V143H206ZM164 142L162 144V147L166 148L167 147V143ZM180 143V144H179ZM215 143V144H214ZM187 144V145H186ZM180 145V146H179ZM183 145V146H182ZM189 145V146H188ZM208 145L210 147V149H208ZM227 145V144H226ZM229 145V144H228ZM101 146V147H100ZM216 146V148H215ZM201 147V148H200ZM258 147V148H257ZM190 148V149H189ZM232 148V146L230 147ZM101 149V150H100ZM215 149V150H214ZM100 150V151H98ZM186 150V151H185ZM189 150V152H188ZM207 152H206V151ZM210 150V151H209ZM193 153H191V152ZM195 151V152H194ZM215 151V152H214ZM199 152V153H198ZM206 152V154H205ZM211 155H210V153ZM189 153V154H188ZM91 154H93L91 152ZM199 154V155H198ZM202 154V155H201ZM217 154V157L215 158ZM238 154V156H237ZM197 155V156H196ZM256 155V156H255ZM262 155V156H261ZM127 158L131 157L130 153L126 154ZM126 156L125 158L123 157V162L124 164L126 163ZM203 156V157H202ZM195 157V159H194ZM206 157V158H205ZM230 157H235L230 158ZM243 157L245 159H243ZM213 158V159H211ZM220 158V159H219ZM223 158V159H222ZM227 158V159H226ZM250 158V159H249ZM177 159H179V157L177 156ZM192 160V161H189ZM194 159V160H193ZM247 160V163L245 164V160ZM44 160V159H42ZM187 160V161H186ZM213 162H212V161ZM221 160V161H220ZM226 160V161H225ZM233 160V161H232ZM71 161H73L72 163H74L75 165V169L72 166ZM182 161V160H180ZM189 161V162H188ZM197 161V162H196ZM200 161V162H199ZM204 161V163H203ZM206 161V162H205ZM223 161V162H222ZM229 161V162H228ZM232 163H231V162ZM244 161V162H243ZM252 161V162H251ZM78 162V163H76ZM152 160L151 161V167L149 168V172L147 173V178L148 177H155L157 175L162 176L163 173V169L160 168L156 162ZM193 164H192V163ZM196 162V163H195ZM212 162V163H211ZM220 164H219V163ZM226 162V163H224ZM242 162V164L240 163ZM257 162V164H256ZM198 163V164H197ZM224 163V164H223ZM230 163V164H229ZM252 163V164H251ZM82 166H80V165ZM185 164V165H184ZM188 166H187V165ZM205 164V165H203ZM212 164V166H210ZM216 164V165H215ZM232 164V165H231ZM237 166H236V165ZM241 166H240V165ZM70 165V166H69ZM77 165V166H76ZM88 165V166H87ZM155 165V166H154ZM193 165V166H192ZM219 167H218V166ZM224 165V166H223ZM227 167H226V166ZM234 165V166H233ZM248 165V166H247ZM258 165V166H257ZM260 165V166H259ZM186 166V167H185ZM205 166V167H203ZM214 166V167H213ZM232 166V167H231ZM243 166V167H242ZM248 168H247V167ZM250 166V167H249ZM252 166V167H251ZM255 168H254V167ZM87 167V168H86ZM156 167V168H155ZM189 167V168H188ZM197 167V168H196ZM202 167V168H201ZM209 167V168H208ZM235 167V168H233ZM259 167V168H257ZM89 170V168L91 169V172L89 170V172L86 170ZM201 168V169H199ZM217 168V169H216ZM243 171H241L242 173H244L248 179H249V187L247 189H243L242 192L243 196L240 200H235L237 202H235L234 200L229 199V195H226V193H220L218 194L217 191V183L222 180L223 178V174H227V175H232L235 173V171H240V169ZM78 169V170H77ZM84 169V170H83ZM172 169V170H171ZM197 169V170H195ZM216 169V171L214 170ZM239 169V170H238ZM250 169V170H249ZM81 170V171H80ZM185 170V171H182ZM191 170V171H189ZM193 170V171H192ZM224 170V172H223ZM227 170V171H226ZM257 170V171H256ZM72 171V172H71ZM76 171V172H75ZM79 171V172H78ZM83 171V172H82ZM157 171V172H156ZM162 171V172H161ZM172 171V172H171ZM182 171V172H181ZM203 171V172H202ZM226 171V172H225ZM260 171V172H259ZM82 172V173H80ZM88 172V173H86ZM93 172V173H92ZM249 172V174H248ZM123 173V174H122ZM152 175H151V174ZM201 173V174H200ZM209 173V174H207ZM217 173V174H216ZM220 173V174H219ZM75 174V175H74ZM95 174V175H94ZM111 176H110V175ZM148 174H150L148 176ZM155 174V175H154ZM212 174V175H211ZM221 178H220V176ZM73 175V176H72ZM82 175V176H81ZM173 175V176H172ZM206 175V176H205ZM218 175V176H217ZM116 176V177H115ZM172 176V177H171ZM209 176V178H208ZM213 176V177H212ZM216 176V177H215ZM105 177V178H104ZM114 177V178H113ZM83 178V179H81ZM98 178V179H97ZM107 178V179H106ZM169 178V179H168ZM197 178V179H196ZM201 178V181H200ZM215 179V180H214ZM260 179V180H259ZM263 179V180H262ZM75 180V181H74ZM113 180V181H112ZM169 180V181H168ZM204 180V181H203ZM211 180V181H209ZM84 181V182H83ZM90 181V182H88ZM92 181V182H91ZM97 181V182H96ZM102 181V182H101ZM110 181V182H109ZM123 181V182H122ZM191 181V182H190ZM197 181H199L197 183ZM208 181V182H207ZM217 183H216V182ZM252 181V182H251ZM257 181H259L257 183ZM78 182V185H77ZM90 184L88 185L87 184ZM109 182V183H108ZM111 182H113V185ZM195 184H194V183ZM204 182V183H203ZM215 182V184H214ZM81 183V184H80ZM83 183V186H81ZM103 185H102V184ZM120 183V184H118ZM123 183V184H122ZM191 183V184H190ZM206 183V184H205ZM208 183V186H207ZM261 183L263 185H261ZM101 184V185H99ZM105 184V185H104ZM110 184V185H108ZM165 184V185H164ZM171 184V185H170ZM260 184V185H259ZM85 185V186H84ZM98 185V186H97ZM119 185V186H118ZM190 185V187H188ZM193 185V186H192ZM196 185V187L194 186ZM213 185V186H212ZM252 185V186H250ZM97 186V187H96ZM108 186V187H107ZM111 186V187H110ZM116 186V187H114ZM124 186V187H122ZM198 186V188H197ZM204 186V187H203ZM205 186H207L205 188ZM211 186V187H210ZM258 186V187H257ZM263 186V188H262ZM89 189H88V188ZM186 187V188H185ZM209 187V188H208ZM252 187V188H251ZM87 188V189H86ZM91 188V189H90ZM97 188V189H95ZM100 188V189H98ZM102 188V189H101ZM109 188V189H108ZM114 188V189H113ZM116 188V189H115ZM185 188V189H184ZM194 188V189H193ZM257 188V189H256ZM104 189V190H103ZM123 189V190H122ZM126 189V190H125ZM128 189V192H127ZM191 189V190H190ZM200 191H198V190ZM206 191H204V190ZM78 190V191H77ZM91 190V191H90ZM101 190V191H98ZM103 190V191H102ZM125 190V191H124ZM175 190H179V191H175ZM186 190V191H185ZM92 191L93 194H92ZM117 191V192H116ZM124 193H123V192ZM185 191V192H184ZM191 191V193H190ZM204 191V192H201ZM214 191V192H213ZM249 191V193H248ZM81 192V193H80ZM83 192V193H82ZM84 192H86V195ZM96 192V193H95ZM109 193L106 195V193ZM176 192V195H175ZM193 192V193H192ZM211 192V193H210ZM257 192V193H256ZM262 192V193H261ZM77 193V194H76ZM90 195H89V194ZM115 193V194H113ZM118 193V194H117ZM120 193L122 195H120ZM131 193V194H130ZM184 195H183V194ZM218 195H217V194ZM247 194V197L245 196ZM130 194V195H129ZM182 194V195H181ZM193 196H192V195ZM94 195V196H93ZM104 195V196H103ZM106 195V196H105ZM109 195V196H108ZM112 195V198H111ZM118 195V196H117ZM120 195V196H119ZM132 195V196H131ZM181 195L183 196V202H181V204L177 205L174 203V201H176L177 197ZM189 195V196H188ZM209 195V196H208ZM213 195V196H211ZM216 195V196H215ZM255 195V196H254ZM259 195V196H258ZM84 196V197H83ZM98 196V197H97ZM125 196V197H124ZM131 197V200L128 199ZM203 196V197H202ZM224 196V198H222ZM245 196V197H244ZM257 196V199L255 198ZM81 197V198H80ZM88 197V198H87ZM170 197L172 199H170ZM200 199H199V198ZM252 197V198H251ZM85 198V199H84ZM99 198V199H98ZM120 198V199H119ZM191 200L192 202V207L193 210L191 208H188L186 205L188 199ZM202 198V199H201ZM210 198V199H209ZM228 200H226V199ZM248 198L250 199L248 201ZM90 199V200H89ZM98 199V200H97ZM102 199V201H101ZM124 199V200H123ZM168 199V200H167ZM174 199V200H173ZM186 199V200H185ZM193 199V200H192ZM198 199V200H197ZM207 199V200H206ZM209 199V201H208ZM212 199V200H211ZM220 201H218V200ZM109 200V201H108ZM111 200V201H110ZM122 200V201H121ZM133 200V201H132ZM137 200V203H136ZM172 200V202H171ZM195 200V201H194ZM197 200V201H196ZM260 200V201H258ZM81 201V202H80ZM94 202V203H90V202ZM101 203L102 205V211H99L97 214V218L98 220H100V222L102 223L100 225L99 231H98V235L97 234H93L92 232L90 233L91 229V219H92V212L93 209L96 207V204ZM120 201V202H118ZM125 201V202H124ZM127 201V202H126ZM131 201V202H130ZM135 201V202H134ZM216 205H218L219 203V207L218 210V215L215 217V223L212 225H206L204 223H201L199 220H195L194 218L197 215V210L199 211L201 207H204V205L210 202V204H208V210L210 213H212L214 211V202ZM218 203H217V202ZM227 201V202H226ZM247 201V202H246ZM254 201V202H253ZM257 201V202H256ZM123 202V203H122ZM150 202V203H149ZM170 202V203H169ZM195 202V203H194ZM224 202V204H223ZM233 202V203H232ZM89 203V204H88ZM139 203V204H138ZM200 205H198V204ZM245 205H244V204ZM248 203H250L248 205ZM254 203H255V207H254ZM257 203V204H256ZM259 203V204H258ZM262 203V204H261ZM87 204V205H84ZM91 204V205H90ZM115 204V205H112ZM117 204V205H116ZM135 204V205H134ZM143 204V205H142ZM147 204V205H145ZM153 206H152V205ZM169 204V205H168ZM174 204V205H173ZM197 204V205H196ZM201 204L203 206H201ZM227 204V205H226ZM241 204V205H240ZM90 205V207H89ZM93 205L95 207H93ZM141 205V206H139ZM167 208H166V206ZM182 205V206H181ZM212 205V206H211ZM221 205V206H220ZM262 205V207H261ZM84 208H83V207ZM86 206V207H85ZM109 206V207H108ZM111 206V207H110ZM114 206V207H113ZM139 206V207H138ZM151 206V208H150ZM160 206V207H159ZM170 208H169V207ZM175 206V208H174ZM181 206V207H180ZM185 208H184V207ZM225 206V207H224ZM231 208H230V207ZM258 206V207H257ZM260 206V208H259ZM121 207V208H119ZM125 207V208H124ZM146 207V208H145ZM158 210H157V208ZM182 207H183V211H182ZM199 209H197V208ZM237 207V208H236ZM87 208V209H86ZM105 208V209H104ZM118 208V209H117ZM131 209V210H126V209ZM163 208V209H161ZM165 208V209H164ZM179 208V209H178ZM230 208V211H229ZM255 208V209H254ZM263 208V209H261ZM91 209V210H90ZM109 209V210H108ZM116 210L114 212H110L112 210ZM147 209V210H146ZM168 209V210H167ZM171 209V210H170ZM174 209V210H172ZM196 211H195V210ZM226 209V210H225ZM233 209V210H232ZM237 209V210H236ZM248 209V211H247ZM257 209V210H256ZM87 210V211H86ZM120 210V211H119ZM152 210V211H150ZM160 210H162L160 212ZM181 210V211H180ZM193 213H192V211ZM224 210V211H223ZM236 210V211H235ZM245 210V211H243ZM251 210V211H250ZM253 210V211H252ZM263 212H262V211ZM80 211V212H81ZM105 211V212H104ZM132 211V212H131ZM145 213H143V212ZM150 211V212H149ZM171 211V212H170ZM189 211H190V215H189ZM235 211V213H234ZM243 211V212H242ZM107 212V213H106ZM119 213L118 215L116 213ZM126 212V213H125ZM128 212V213H127ZM143 214H142V213ZM155 212V213H153ZM160 212V214L162 215H158ZM165 212V213H164ZM196 212V213H195ZM229 212V213H228ZM231 212V214H230ZM252 212V213H251ZM101 213V214H100ZM108 213L110 215L113 216L115 214V218L112 217L110 218V225L108 226L105 222L104 223V219L108 216ZM132 213V215H131ZM135 213V214H134ZM158 213V214H157ZM167 213V214H166ZM173 213V214H172ZM186 213V214H185ZM191 213L194 215H191ZM214 213V212H213ZM225 213V215H224ZM245 213V214H244ZM263 213V214H262ZM80 214V213H79ZM103 214V215H102ZM151 214V215H149ZM153 214V215H152ZM176 214V215H175ZM184 214V215H183ZM196 214V215H195ZM256 214V216L254 217V215ZM89 215V216H88ZM121 215V216H120ZM140 215V217H139ZM143 215V216H142ZM160 217L158 218L157 217ZM165 215V216H164ZM246 217H245V216ZM87 216V218H86ZM106 216V217H105ZM119 216V217H118ZM136 216V217H135ZM147 216V217H146ZM149 216V217H148ZM153 216V217H152ZM156 216V217H155ZM165 218H164V217ZM179 216V217H178ZM187 216V217H186ZM232 216V217H231ZM243 216V217H242ZM248 216V217H247ZM133 217V219H132ZM177 217V218H176ZM182 217V218H181ZM184 217V218H183ZM190 217V218H189ZM194 217V218H193ZM222 217V218H221ZM225 219H224V218ZM243 219H242V218ZM250 217V219H249ZM143 218V219H141ZM147 218V219H145ZM169 218V220H168ZM176 218V219H175ZM181 218V219H180ZM193 218V219H192ZM232 218V219H231ZM246 218V219H245ZM87 219V220H86ZM120 219V220H119ZM122 219V220H121ZM152 219V220H151ZM174 219V220H173ZM178 219V220H177ZM186 219V220H185ZM188 219V220H187ZM235 219V220H234ZM253 219V220H252ZM256 219V220H255ZM79 220V221H78ZM124 220V221H123ZM145 220V221H144ZM155 220V221H154ZM157 220H161V221H157ZM163 220V221H162ZM172 220V222H171ZM177 220V221H176ZM191 220H193L192 222H190ZM220 220V221H219ZM228 220V221H226ZM244 220V221H242ZM261 220V221H260ZM117 221V222H114ZM123 221V222H122ZM153 221V222H152ZM165 221V222H164ZM174 221V222H173ZM182 221V222H180ZM233 221V222H232ZM252 221V222H251ZM256 221V222H255ZM80 222V223H79ZM132 222V223H131ZM139 222V223H138ZM147 224H146V223ZM158 222V223H157ZM160 224L162 225H159ZM163 222V223H161ZM178 222V223H177ZM180 222V223H179ZM185 222H190L189 224L192 223V225H189ZM195 225H194V223ZM223 222V223H222ZM229 222V223H228ZM241 225H240V223ZM251 222V223H250ZM254 222V223H253ZM82 223V224H81ZM113 223V224H112ZM122 223V225H121ZM124 223V224H123ZM128 226H125V224ZM167 223V226L165 225ZM174 223V224H173ZM224 223H228V224H224ZM250 223V224H249ZM257 223V224H256ZM259 223V224H258ZM119 226H117V225ZM146 224V225H145ZM149 224V225H148ZM151 224H153L154 226H152ZM181 224V226L179 225ZM184 224V225H183ZM248 224V225H247ZM255 224V225H254ZM79 225V226H78ZM81 225V226H80ZM83 225V226H82ZM125 227H124V226ZM132 225V226H131ZM173 225V226H172ZM176 225V226H175ZM250 225V226H249ZM257 225V226H256ZM119 227L116 231L114 229V227ZM142 226V227H141ZM144 226V227H143ZM175 226V227H174ZM179 226V228H178ZM185 226V227H184ZM222 226V227H221ZM227 226V227H226ZM234 226V227H233ZM256 226V227H255ZM111 229H110V228ZM150 227V228H149ZM154 227V228H152ZM182 227V228H180ZM230 227V228H229ZM236 227V229H235ZM240 227V228H239ZM245 227V228H244ZM252 227V228H251ZM258 227V228H257ZM107 228V229H106ZM136 228V229H134ZM148 228V229H147ZM153 230H152V229ZM169 228V229H166ZM184 228V229H183ZM222 228V229H221ZM225 228V229H224ZM249 228V229H248ZM257 228V229H256ZM113 229V230H112ZM120 229V230H119ZM128 229V230H126ZM140 229V230H139ZM238 229V230H237ZM263 229V230H262ZM85 230H88L87 233ZM104 230V232H103ZM112 230V232H111ZM156 230V232H154ZM173 230L175 232H173ZM228 230V231H227ZM247 230V231H246ZM259 230V231H257ZM263 233H262V231ZM120 231V232H119ZM127 231V232H126ZM139 231V232H138ZM180 231V232H178ZM234 231V232H233ZM255 231V232H254ZM115 232V234H114ZM129 232V236L127 235ZM135 232V233H132ZM136 232L138 233V235L136 234ZM238 232V234H236ZM241 232V233H240ZM257 232V233H256ZM82 233V234H81ZM103 233V234H102ZM112 233L114 235H112ZM118 233V234H117ZM121 233V234H120ZM132 233V234H130ZM142 236H141V234ZM147 233V235H146ZM240 233V234H239ZM259 233V234H258ZM110 234V235H108ZM117 234V235H116ZM180 234V235H179ZM83 235V236H82ZM88 235V236H87ZM102 235H104V237L102 238ZM122 235V236H121ZM127 237V239L124 237ZM133 235V236H132ZM186 235V236H185ZM261 235V236H260ZM263 235V236H262ZM115 236V237H114ZM140 236V237H138ZM181 236V237H180ZM211 236V237H210ZM214 236V237H213ZM229 236V237H228ZM243 236V237H242ZM254 236V237H253ZM90 237V238H89ZM114 237V239H113ZM133 237V238H132ZM144 237V238H143ZM165 237V238H164ZM195 237V238H194ZM251 239H249V238ZM77 238V239H76ZM80 238V239H79ZM102 238V240H101ZM108 238V239H107ZM119 238V239H117ZM121 238V240H120ZM151 238V239H150ZM153 238V239H152ZM163 238V239H162ZM170 238V239H169ZM208 238V239H207ZM224 238V240H223ZM235 238V239H233ZM246 238V239H245ZM106 241H105V240ZM126 239V240H125ZM137 239V240H136ZM147 239V240H146ZM169 239V241H168ZM173 239V240H172ZM176 239V240H175ZM214 239V240H213ZM217 239V240H216ZM98 240V241H97ZM123 240V241H122ZM131 241V243H127L126 242ZM133 240V241H132ZM150 240V241H149ZM161 241H165V242H160ZM181 240V241H180ZM247 240V241H246ZM258 242L259 240V244L255 243ZM76 241V242H75ZM79 241V242H77ZM154 241V242H152ZM168 241V242H166ZM73 242V243H72ZM94 242V243H92ZM116 242V243H115ZM141 242V243H140ZM146 242V243H143ZM158 242V243H157ZM174 242H176L174 244ZM225 242V244H224ZM238 242V244H237ZM262 242V243H261ZM72 243V244H71ZM75 243V244H74ZM100 243V244H98ZM103 245H102V244ZM107 245H106V244ZM122 244L121 246L119 244ZM150 243V244H149ZM154 243V244H153ZM168 243V245H167ZM173 243V244H171ZM216 243V244H215ZM220 243V244H219ZM232 243V244H231ZM68 244V245H67ZM79 244V245H78ZM91 246H89V245ZM97 244V246H96ZM132 244V246H131ZM134 244V245H133ZM153 244V246L151 245ZM164 244V245H163ZM202 244V246H201ZM237 244V245H236ZM74 245V246H73ZM76 245V246H75ZM88 245V246H87ZM109 245V246H108ZM111 245V246H110ZM115 247H114V246ZM118 245V247H117ZM155 245V246H154ZM168 247H165V246ZM250 245V246H249ZM258 245V246H257ZM101 246V247H100ZM108 246V248H107ZM125 246V247H124ZM129 248H128V247ZM141 246V247H140ZM152 246V247H151ZM177 246V247H176ZM233 246V247H231ZM257 246V247H256ZM120 247V249H119ZM132 247V248H131ZM147 247V250L144 249ZM173 247V248H172ZM218 247V248H217ZM95 248V249H94ZM125 250V254L123 253V256H115L119 253V250ZM131 248V250H130ZM134 248V250H133ZM141 248V249H140ZM150 248V249H149ZM171 248V249H170ZM243 250H242V249ZM246 248V249H245ZM66 249V250H65ZM90 251H89V250ZM107 249V250H106ZM114 249V250H113ZM117 249V250H116ZM178 249V250H177ZM199 249V250H198ZM88 252H87V251ZM106 250V251H105ZM110 250V251H109ZM141 250V251H140ZM153 250V251H152ZM172 250V251H171ZM175 250V251H174ZM191 250V251H190ZM201 250V251H200ZM241 250V251H239ZM113 251V252H111ZM118 251V252H117ZM128 251V252H127ZM139 253H138V252ZM148 251V253H147ZM92 252V253H91ZM108 254H106V253ZM115 252L117 254H115ZM124 252V251H123ZM132 252V253H131ZM146 252V253H145ZM156 252V253H153ZM167 252V253H166ZM169 252V253H168ZM196 252V254L194 255V253ZM89 253V254H87ZM128 253H130L128 255ZM152 253V254H151ZM180 253V254H179ZM193 253V254H192ZM261 253V255H260ZM86 254V255H85ZM92 254V255H90ZM94 254V255H93ZM104 254H106L107 258L104 256ZM134 257H133V255ZM141 256H140V255ZM154 254V255H153ZM158 254V255H157ZM162 254V255H161ZM182 254V255H181ZM189 254V255H188ZM201 254V255H200ZM125 255V257H124ZM139 255V256H138ZM112 256V257H111ZM138 258H137V257ZM147 256V257H146ZM154 256V257H153ZM158 256V257H157ZM190 256V257H189ZM194 256V257H193ZM208 256V257H207ZM68 257V258H67ZM95 257V258H94ZM166 257V258H164ZM168 257V259H167ZM203 257V258H202ZM253 257V258H252ZM256 260H255V258ZM262 259H260V258ZM88 258V259H87ZM92 258V259H91ZM125 258V259H124ZM134 260H133V259ZM183 258V259H182ZM222 258V259H221ZM227 258V259H226ZM259 258V259H258ZM85 259V260H84ZM90 259V260H89ZM95 259V260H94ZM114 259V261H113ZM162 259V260H161ZM206 259V260H205ZM252 259V260H251ZM94 260V261H93ZM106 260V262L104 261ZM110 260V261H108ZM116 260V262H115ZM143 260V261H141ZM168 260V261H167ZM193 260V261H192ZM221 262H220V261ZM255 260V261H253ZM261 260V261H260ZM121 261V262H120ZM146 261V262H145ZM149 261V263H148ZM172 261V262H170ZM225 261V262H224ZM228 261V262H227ZM249 261V262H248ZM66 262V263H65ZM86 262V263H85ZM91 262V263H90ZM126 262V263H125ZM178 262V263H177ZM220 262V263H219ZM231 262V263H230Z\"/></svg>",
    "mask_w": 264,
    "mask_h": 264
}]
</instances>
